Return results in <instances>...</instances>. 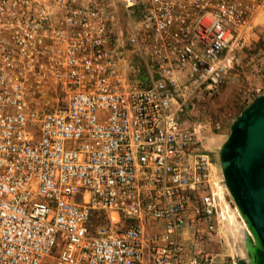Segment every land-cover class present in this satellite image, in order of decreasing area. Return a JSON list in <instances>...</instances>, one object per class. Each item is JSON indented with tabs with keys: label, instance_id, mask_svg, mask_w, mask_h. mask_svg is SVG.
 <instances>
[{
	"label": "built area",
	"instance_id": "obj_1",
	"mask_svg": "<svg viewBox=\"0 0 264 264\" xmlns=\"http://www.w3.org/2000/svg\"><path fill=\"white\" fill-rule=\"evenodd\" d=\"M263 12L0 0V264H230L246 222L187 119Z\"/></svg>",
	"mask_w": 264,
	"mask_h": 264
},
{
	"label": "rangeland",
	"instance_id": "obj_2",
	"mask_svg": "<svg viewBox=\"0 0 264 264\" xmlns=\"http://www.w3.org/2000/svg\"><path fill=\"white\" fill-rule=\"evenodd\" d=\"M84 1L76 0L77 4ZM119 14L124 26L122 7H119ZM249 36L248 39L234 41V63L223 86L216 92L202 91L194 95L187 119L188 123L202 125L203 148L212 152L219 167L220 150L229 137L232 125L258 96L264 94V12L255 18ZM247 227L240 221L237 228L241 236L240 248L233 252V258L229 257L230 264L248 259L244 245V236L249 230ZM211 250L229 256L232 254L228 245L213 244Z\"/></svg>",
	"mask_w": 264,
	"mask_h": 264
},
{
	"label": "water",
	"instance_id": "obj_3",
	"mask_svg": "<svg viewBox=\"0 0 264 264\" xmlns=\"http://www.w3.org/2000/svg\"><path fill=\"white\" fill-rule=\"evenodd\" d=\"M220 165L249 229L244 236L248 259L238 264H264V94L232 125L220 150Z\"/></svg>",
	"mask_w": 264,
	"mask_h": 264
},
{
	"label": "bare ground",
	"instance_id": "obj_4",
	"mask_svg": "<svg viewBox=\"0 0 264 264\" xmlns=\"http://www.w3.org/2000/svg\"><path fill=\"white\" fill-rule=\"evenodd\" d=\"M205 138V137H204ZM211 138H213V137H211ZM214 141H215V139H214ZM212 142V141H211ZM209 147V146H208ZM212 147V146H211ZM210 149V148H209ZM237 205V204H236ZM238 207V206H237ZM239 208V207H238ZM240 210V209H239ZM241 212V211H240ZM245 220V219H244ZM248 228V227H247ZM248 232H249V230H248ZM251 233V232H250ZM252 234V233H251ZM248 262H250V260H248Z\"/></svg>",
	"mask_w": 264,
	"mask_h": 264
}]
</instances>
